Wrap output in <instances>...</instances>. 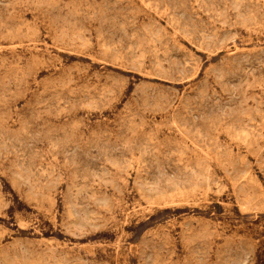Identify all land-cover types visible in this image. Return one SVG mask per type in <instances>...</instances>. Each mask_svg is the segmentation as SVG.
Listing matches in <instances>:
<instances>
[{
  "label": "rangeland",
  "instance_id": "374dc122",
  "mask_svg": "<svg viewBox=\"0 0 264 264\" xmlns=\"http://www.w3.org/2000/svg\"><path fill=\"white\" fill-rule=\"evenodd\" d=\"M0 264H264V0H0Z\"/></svg>",
  "mask_w": 264,
  "mask_h": 264
}]
</instances>
